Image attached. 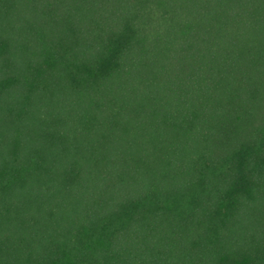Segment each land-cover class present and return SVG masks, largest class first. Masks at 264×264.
<instances>
[{
    "label": "trees",
    "instance_id": "trees-1",
    "mask_svg": "<svg viewBox=\"0 0 264 264\" xmlns=\"http://www.w3.org/2000/svg\"><path fill=\"white\" fill-rule=\"evenodd\" d=\"M0 264H264V0H0Z\"/></svg>",
    "mask_w": 264,
    "mask_h": 264
}]
</instances>
